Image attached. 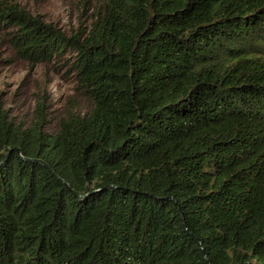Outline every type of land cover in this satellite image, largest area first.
I'll list each match as a JSON object with an SVG mask.
<instances>
[{
  "label": "trees",
  "instance_id": "obj_1",
  "mask_svg": "<svg viewBox=\"0 0 264 264\" xmlns=\"http://www.w3.org/2000/svg\"><path fill=\"white\" fill-rule=\"evenodd\" d=\"M92 103L0 111V264H264V0H104L66 36L0 1Z\"/></svg>",
  "mask_w": 264,
  "mask_h": 264
},
{
  "label": "rangeland",
  "instance_id": "obj_2",
  "mask_svg": "<svg viewBox=\"0 0 264 264\" xmlns=\"http://www.w3.org/2000/svg\"><path fill=\"white\" fill-rule=\"evenodd\" d=\"M26 17L52 26L66 36L87 32L104 0H0ZM16 24H0V111L16 127L37 124L54 134L68 115L90 113L92 103L70 65L72 54L34 62L12 43Z\"/></svg>",
  "mask_w": 264,
  "mask_h": 264
}]
</instances>
